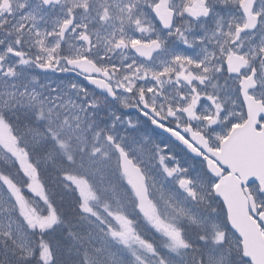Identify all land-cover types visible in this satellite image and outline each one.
<instances>
[{
	"label": "snow or ice",
	"instance_id": "1",
	"mask_svg": "<svg viewBox=\"0 0 264 264\" xmlns=\"http://www.w3.org/2000/svg\"><path fill=\"white\" fill-rule=\"evenodd\" d=\"M0 264H264V0H0Z\"/></svg>",
	"mask_w": 264,
	"mask_h": 264
}]
</instances>
